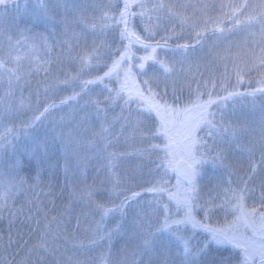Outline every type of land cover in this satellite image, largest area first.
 I'll return each mask as SVG.
<instances>
[{"label":"rangeland","instance_id":"1","mask_svg":"<svg viewBox=\"0 0 264 264\" xmlns=\"http://www.w3.org/2000/svg\"><path fill=\"white\" fill-rule=\"evenodd\" d=\"M112 2L116 3L115 0ZM171 2L189 17V24L181 26L176 19L163 16L156 38L159 39L160 36L174 31L175 35L169 41L174 48L179 38L187 41L188 37H194L193 23L201 28L207 20L209 29L216 20L228 22L224 19L221 5L243 3L245 0H201L200 4L192 3L193 5L185 2L178 4V0H171ZM41 3L48 5L54 19L46 25L34 26ZM105 3H108V0H8L6 7L0 6V60L10 61L11 66L18 69L19 74V79H13L11 85L7 76L0 77V133H3L5 127L16 129L15 137L0 145V187L8 184L20 189L25 182L24 176L21 175V168L13 169L10 166L13 158L22 161L25 156L35 161H45L50 170L54 169V165L59 161H66L74 171L80 166L82 192H79L77 196L84 202L86 218L91 217L89 215L95 212L87 197L83 195L87 190L94 193V199L99 190L105 186L104 184L108 185L107 189L113 191V184L117 179L119 180V187L115 190L117 192H121L120 186L122 188L130 186L134 189L136 185L140 190H144L162 177L168 180L169 187L176 184L174 173L169 172L165 177L164 170L159 167L160 161L153 163L154 160L150 158L153 152L141 150L142 146L149 149L151 143L159 141L152 139L149 135L142 136L136 130L137 119H143V117H137L136 111H133L131 115L128 111L122 113L121 110L116 111L120 107L117 105V108L113 107L110 115L106 112L98 116L93 106H84V101H80L79 105L70 102L68 105L57 108L48 120L37 127L27 132L20 128L23 121L31 119L37 108H42L45 103L53 99L59 102L60 97L71 95L73 87H77L76 84L56 86V82L63 80L66 74L79 71V62L74 57L82 50L90 49L94 43L97 45L101 42L110 43V30L101 33L99 30L93 31L89 26L91 18L98 15L97 5ZM246 3L248 5L246 12L257 16L264 15V0H246ZM182 5L187 7L181 8ZM229 25L232 26V31L226 32L211 43H200L199 51L205 52L160 51L161 57L173 63L176 69L167 82L170 100L173 96V88L175 94L185 101L197 88L205 93L213 91L222 95L221 85L229 88L230 82L234 80L237 82L238 69L242 73V82L235 90L248 93L250 86L257 85L251 82L248 84L247 79L248 77L251 81L252 77L261 78L258 72L255 71L253 75H250L247 71L253 54H259L261 51V47L255 46V44L259 45V41L253 43L258 35L256 23L233 26L229 20ZM49 27L58 33L54 39L56 44H53L45 33L46 28ZM139 27L142 31L143 26L140 22ZM235 31L237 33L234 34ZM231 36L232 38L228 39ZM17 41L20 43L17 44ZM17 55L21 57L18 65L10 60V57ZM157 68L158 66L149 65L146 68L147 76H141L140 79L159 75L160 73L155 71ZM95 70L85 69L84 78H89L90 72L94 75ZM92 88L95 89L92 95H96L99 86H92ZM160 88H164L163 82ZM22 98L26 102L24 106L20 105ZM260 104L253 96L242 95L235 105L224 106L221 109L226 121L238 125V131L235 137L228 136L216 142L223 151V165L209 163L201 167V174L197 177L201 203L212 198H216L218 202V190L227 188L229 181L234 188L242 187V181L247 180L251 174L250 167L253 160L259 164V167L248 183L250 191L247 203L251 205L259 201L264 191V164L260 163L261 144L264 142V107L260 108ZM61 117L64 118L62 121ZM102 125L108 129L103 134L106 139H102L100 135ZM144 131L147 132L146 127ZM111 135L116 136V142L108 141ZM201 135L204 133L202 132ZM35 141L46 144L47 147L33 157L31 153L35 149ZM208 142L212 144L211 139ZM106 147L118 154L104 166L101 151ZM55 149H58V153H55L57 151L52 153ZM135 150L142 151L141 155L145 162H137L135 165L134 161L130 162L132 160L130 152ZM51 155H55L57 160L50 161ZM93 164L99 169H95L94 176H91L90 168ZM150 167L153 168L150 169ZM150 205L156 211V203L153 201ZM142 214L143 217H152L153 222L157 219L153 214L150 216L148 211ZM142 214L140 213V216ZM28 216L17 215L18 224L13 227L14 237L26 231L25 224L21 225L20 221L22 218L27 219ZM198 216L202 218L203 212L198 211ZM54 217L55 215H50L46 218L47 224L43 220L45 225L49 226ZM227 218L233 219L230 214ZM212 220L214 223L223 224L225 213L216 210ZM45 232L54 234L49 227L44 230ZM26 233L29 235V232L26 231ZM49 240H52L51 235L48 237V245ZM123 259L125 260L126 257H115L110 260V263L120 264Z\"/></svg>","mask_w":264,"mask_h":264},{"label":"snow or ice","instance_id":"2","mask_svg":"<svg viewBox=\"0 0 264 264\" xmlns=\"http://www.w3.org/2000/svg\"><path fill=\"white\" fill-rule=\"evenodd\" d=\"M8 0H0V6H7ZM122 3V6H121ZM186 8V5L180 6ZM98 15L91 18L89 26L93 31H113L118 34L119 43L101 42L93 44L90 49L82 50L75 60L79 62L80 69L75 73L66 74L63 80H58L56 86L76 84L71 95L62 96L59 102L53 99L37 108L30 120L23 121L20 128L27 132L48 120L55 110L70 102L77 105L84 101V106H93L97 115L106 113L112 106H120L121 112L128 110L131 115L135 105L137 117L136 130L143 135H149L158 143H151L145 151H156L159 154V167L164 170L166 177L169 172L175 174L176 184L169 187V182L163 177L144 191L154 195L157 217L153 222L152 217H143L137 214L131 221V227L142 238L141 248L148 256L146 262L141 264H264V191L259 201L249 205L247 203L249 181L257 172L259 164L252 161L250 175L242 181V187H232L231 181L227 188L219 189L216 198L204 200L201 203L197 177L201 174V167L205 164L224 163L223 151L217 145V140L226 137H235L238 125L226 121L221 109L226 102L242 95L254 96L256 93H264V48L259 54H253L248 72L256 71L261 78L257 80V87L248 93H241L235 89L229 90L221 85L222 95L213 91L202 92L197 88L188 100H182L175 94L168 98L167 82L176 71L175 65L164 59L160 51H180L186 53L189 48L199 45L204 33L208 30L209 23L198 28L194 23V43H177L173 48L169 41L173 39L175 32L160 36L157 32L160 20L163 16L176 19L181 26L189 24V17L181 12L171 0H120L113 3L97 5ZM248 5L243 3H229L221 5V11L225 20H230L233 26L247 23L249 25L260 24L264 30V15L257 16L246 12ZM227 9V11H225ZM54 18L50 14L47 4L39 5L34 26L48 24ZM82 19H84L82 17ZM143 26L138 31L136 21ZM214 33H223L226 28L223 21L216 20L211 25ZM17 44L20 41L16 42ZM107 56V59H105ZM19 55L10 57L12 63L19 64ZM158 66L155 69L159 75H153L146 79V68ZM85 69H96V74L89 73V78L83 76ZM7 76L11 85L13 79H19L18 69L12 67L10 61L0 60V77ZM237 84L242 82V73L236 71ZM164 83V88L160 84ZM91 86H99L96 95ZM78 88V90H77ZM215 88V84H213ZM47 91V89H46ZM11 93H9L10 95ZM22 98L20 105L24 106ZM215 109V110H214ZM218 113L219 117H218ZM64 118L61 117V121ZM127 120V117H125ZM144 126L147 132L144 131ZM108 129L102 125L101 138ZM14 127H5L0 133V145L15 137ZM204 135H201V133ZM207 137V139H206ZM211 139L212 144L208 140ZM35 149L32 156L35 157L46 150L47 145L35 141ZM27 154V153H26ZM114 155V154H111ZM29 161H21L13 158L10 166L13 169L27 168ZM261 164H264V142L261 144ZM38 177V173H37ZM9 190L11 185L8 186ZM119 187V180L113 184V191ZM89 204L101 216V221L111 214L120 212L128 203L135 200L141 193L131 191L123 193L124 199L119 203L104 202L93 199L94 193L87 190L83 193ZM166 197V199H165ZM8 191L0 193V207L6 206ZM220 210L225 213L223 224L214 223L213 213ZM198 211L203 212L202 218H198ZM233 219L228 220V215ZM55 221V217L53 218ZM120 226H117L119 230ZM191 229V234L186 230ZM206 233L203 243L193 244L192 240L196 232ZM55 241L58 236L51 232H45L41 239L40 247L47 250L48 237ZM210 245H215L217 251L229 249L226 257L217 258L210 250ZM70 264H79V261ZM100 264H108L102 256Z\"/></svg>","mask_w":264,"mask_h":264},{"label":"trees","instance_id":"3","mask_svg":"<svg viewBox=\"0 0 264 264\" xmlns=\"http://www.w3.org/2000/svg\"><path fill=\"white\" fill-rule=\"evenodd\" d=\"M115 1L116 3L120 2V0ZM200 1L178 0V4L184 2L188 5L192 3L200 4ZM137 22V30L140 31L139 20ZM223 26L226 28L223 33H214L212 27H210L204 33L201 43H211L225 35L226 32L228 33L233 30L232 26L229 25V20L228 22H223ZM256 27L258 35L255 37L253 43L259 41V45L255 44V46L261 47L262 49L264 47V30H262L260 24H256ZM45 33L50 37L52 43L56 44L54 39H56L58 33L52 31L51 27L46 28ZM231 38L232 36L228 39ZM184 40L179 38L178 43L190 41L194 43V37H188L187 41ZM113 42L119 43V38L117 33L111 31L109 44ZM199 45H195L194 48H189L187 51L194 52L197 50L198 52H205L199 51ZM105 59H107V56H105ZM96 72L97 70L94 71V74ZM248 73L253 75L255 71ZM247 79L248 84L250 82L257 84L256 82L260 78L252 77L251 81L248 77ZM238 86L236 80H234L230 82L229 90L236 89ZM256 87L257 85L250 86L247 92H251ZM236 91L242 92L243 90L237 89ZM239 97L227 101L225 106L235 105ZM253 97L261 103L260 108L262 106L264 107V93H256ZM113 107L115 106L108 108V115L113 112ZM132 108L135 111V105ZM119 110H121V107L116 109V111ZM126 111L128 110H124V112ZM115 137L111 135L108 141L112 140L116 142ZM141 150H145L144 146L141 147ZM54 151L58 153V149L53 150L52 153ZM142 151L135 150V152H130L132 156L130 162L133 163L134 161V165L137 162H145V159L141 155ZM146 152H153L150 158L154 160V164L160 161L159 154L156 151ZM101 154L104 159L102 163L106 166L109 163L108 161L118 153L106 147V149L102 148ZM54 160H57L56 156L51 155L50 161ZM22 161H29V163L26 169L21 168V175L25 179L21 188L18 189L12 186L9 190L8 184H3L0 187V193L8 191L6 206L0 207V264H70L69 258H71L72 262L79 261V264H100V258L102 256L107 260L108 264H116L114 262L110 263V260L119 256L126 257L125 260H121L120 264H141L142 261H147L148 256L144 254L141 248L142 238L131 227V221L137 214L148 211L151 216L155 212V209L150 205L151 202H155L154 197H151L153 195L152 193L140 190L136 185H134L135 190L130 186L123 188L120 186L121 192L110 191L107 189L108 185L104 184L105 186L99 190L94 199L119 204L124 199L123 193L125 192L130 194L131 191H136L141 193V195L128 203L123 210V215L120 212H116L101 221V216L95 211L92 215H89L91 217L87 216L86 218L84 202L81 200V197L77 196L79 192H82V183L80 180L82 171H80V166L74 171L68 166L66 161H59L54 165V169L50 170L49 165L45 161H35L25 156ZM98 165H101V163H98ZM95 169H99V167L94 164L91 165V176H94ZM172 186L174 185L170 187ZM2 203L0 201V204ZM17 215H29L27 219L22 218L20 221L21 225L25 224V229L29 232V235H27L26 231H23L17 237H14L13 227L18 224L16 220ZM50 215H55V221L52 219L49 223L50 225L47 226L43 220L49 218ZM45 222L47 224V220ZM117 226H120L119 230H117ZM48 227L54 231V235H57L58 238L55 241L53 239L49 240L48 248L45 250V248L39 245L44 236V230ZM40 228H42L41 231ZM186 231L191 234L190 228ZM206 235L203 232H196L192 243H203ZM210 250L218 259L228 256L230 251L229 249H220L217 251L214 245H210Z\"/></svg>","mask_w":264,"mask_h":264}]
</instances>
